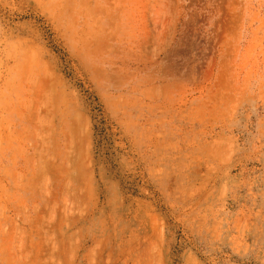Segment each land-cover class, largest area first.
Returning <instances> with one entry per match:
<instances>
[{
    "label": "rangeland",
    "instance_id": "1",
    "mask_svg": "<svg viewBox=\"0 0 264 264\" xmlns=\"http://www.w3.org/2000/svg\"><path fill=\"white\" fill-rule=\"evenodd\" d=\"M0 264H264V0H0Z\"/></svg>",
    "mask_w": 264,
    "mask_h": 264
}]
</instances>
